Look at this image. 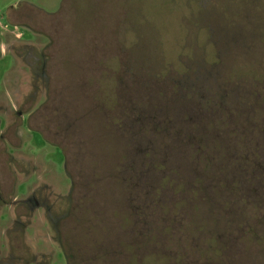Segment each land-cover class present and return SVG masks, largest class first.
<instances>
[{"label": "rangeland", "instance_id": "1", "mask_svg": "<svg viewBox=\"0 0 264 264\" xmlns=\"http://www.w3.org/2000/svg\"><path fill=\"white\" fill-rule=\"evenodd\" d=\"M26 1L51 14L46 20L53 27L44 29L40 22L46 14L33 13L36 20L30 27L35 34L29 45L32 54L48 58V92L34 93L33 88L25 95L47 103L33 114L31 136L27 133L23 142L17 118L5 129L3 111L0 114L1 200L10 204L36 183L18 159L41 156L49 166L42 178L50 182L53 196L66 202L71 198V206L62 222L48 219L36 227L62 231L61 247L70 264H264V170L249 181L256 212L245 210L219 221L205 209L194 210L192 192L174 183L176 159H164L170 145L165 144L153 162L149 158L156 172L153 179L148 175V184L130 189L122 178L132 155L138 165L140 157H151L148 152L138 155L149 141L158 146L178 133L176 123L187 119L191 98L207 97L204 103L211 107L224 100L221 91L228 87L229 106H259L262 101L264 107V0ZM16 2L0 0L2 44L11 38L4 30L3 13ZM19 50L17 57L8 53L0 58L1 100L19 99L22 92L15 89L35 81L29 64L33 72L36 64L30 58L21 60L24 52ZM184 79L188 83L177 95L176 83ZM175 99L180 104L171 124L161 125L159 106L169 107ZM29 109L27 103L17 110ZM261 111L264 114V108ZM220 115L212 121L216 129L205 128L199 136L217 144L216 130L221 129L214 166L223 168V178L236 183L242 198L245 177L264 164V156L251 141L254 132L248 122L242 130L216 124ZM38 128L53 130L46 134L48 143L32 133ZM182 134L186 138L189 132ZM259 137L264 143V134ZM58 147L65 151L68 174ZM214 166L207 163L204 171L211 173ZM183 171L189 174V167ZM48 192L42 188L40 195ZM11 212L26 214L23 207L12 206ZM6 224L4 216L0 226ZM8 237L12 255L27 258L22 227L13 228Z\"/></svg>", "mask_w": 264, "mask_h": 264}, {"label": "trees", "instance_id": "2", "mask_svg": "<svg viewBox=\"0 0 264 264\" xmlns=\"http://www.w3.org/2000/svg\"><path fill=\"white\" fill-rule=\"evenodd\" d=\"M187 83L188 81L185 79L177 81L175 93L177 95L181 93L183 89L182 86ZM221 92L224 100L219 101L211 107L208 105L206 106L204 103V100H206L207 97H204L203 99L200 95L199 98H197L198 101L194 97L191 98L193 100L192 110L188 112L187 119L176 123V132L178 133L175 136H169L167 138L168 140L159 142L158 146H156L155 141L152 143L149 141L147 147L138 151V155L142 154V152H148V156L151 157H146L145 159L140 157L142 162L139 165L134 162L136 158L134 155L127 160L124 165V176L122 178L124 179L123 181L129 184L130 189H139L141 185L148 184L149 182H147L146 179L149 174H151L149 176L152 177V179L154 178L152 174L156 171H151L153 165L150 163L151 161L148 162L149 158H152L153 162V158L157 157L156 153L160 152L166 144L167 146L170 145V153L167 156H164L165 162L167 163V160L170 157L169 155L176 159L174 168L172 169V171L176 173L175 175L177 178L174 183L179 182L181 186L184 188L187 187L189 191L192 192L193 200H191L197 201L195 202L196 204L193 205L194 210L199 211V209H205L208 212L207 215H211L212 219L215 221H219L221 218L226 220L227 216L229 218H234L235 216H239L245 210H248L251 213L256 212L257 206L253 202L256 198L253 194L255 189L250 185L249 181L252 175L257 173V170H264V164H258L256 170L253 169V172L249 171V174H247L248 176L245 177V187L241 186L243 191V197L241 198L236 189V183L228 184L226 181H229V177L223 178V168L219 169V167H217L220 166L219 164L214 166L216 148L219 147V138L223 136L221 129L216 130L218 140L214 143L217 144L210 145L208 141H203L199 135L202 134L205 128L216 129L215 123L212 121H215L214 119L217 118L219 114L221 115L216 124H221L222 122L229 123L230 125L233 124L235 128L239 127V129L242 130V128H244V123L248 122L250 124V129L254 132V139L251 141L255 142V149L264 156V143L259 137V134H264V114L261 111L264 107H260L263 106L262 101L258 102L259 106H254V104L251 105L250 103L246 104L244 107L229 106L226 104V101L232 96L229 88L224 87ZM256 96L258 95L256 94ZM244 100H246L245 97ZM253 101L256 104L255 98ZM179 104V100L177 101L175 99L173 104L169 107L163 108L162 106H159L158 111L160 115H162L161 119L163 120H161V125L171 124L174 111L179 109ZM185 127H188V130H186ZM141 130L144 131V127H142ZM184 132H189V135L186 136V138H184L182 134ZM145 135L147 134L145 133ZM172 145H174V147ZM238 145L240 146L239 143ZM236 156H239V151H237ZM207 163L210 166L213 165L215 168L211 173L204 171ZM185 166L189 167V174H186V171H183ZM236 171L237 170L233 171V174L231 175H236L234 174ZM132 192L134 195L135 190ZM214 233L216 237H222V232L218 233L215 231ZM226 249L227 248L224 247V252Z\"/></svg>", "mask_w": 264, "mask_h": 264}, {"label": "flooded vegetation", "instance_id": "3", "mask_svg": "<svg viewBox=\"0 0 264 264\" xmlns=\"http://www.w3.org/2000/svg\"><path fill=\"white\" fill-rule=\"evenodd\" d=\"M33 13L37 14V16L39 13L46 14L45 17L41 18V27L47 29L49 26H52L46 20V18L51 16V14L47 13L42 7H39L34 3H30L26 0H18V2L11 5L3 13V20L5 23L4 30L5 33H9V35H11V38L10 41L6 44L0 43V58L1 56H4L8 53L14 57H17L15 51L19 50V48H15V46H19L21 48V50L19 51L24 52V56L20 59L25 61L26 59L30 58L31 61L37 66L34 68L35 71L33 72V66L29 64L32 76H35V81H33L31 84L26 85L25 87L21 86L17 90L15 89V93L22 92V96L20 94V96L18 97L19 99L1 100L0 98V114L3 111L2 113H4L5 129L9 124L12 123L15 118H17L16 120L19 121L17 134L22 137V142L27 140V133H29V123L31 118H33V114L37 110H39L40 107H43L47 103V100L43 102L39 100H27L28 97H26L25 95L30 90L32 92L33 88V91L37 90L34 93L45 92L44 94H47L48 92V80H46L47 77L45 76V66L48 58L43 55L39 57L38 54H32L31 47L29 46L32 45L30 40L31 36L32 34H35L30 27L33 20H36ZM10 19H13L15 21L14 24L9 23ZM9 28L15 30V33L8 32ZM44 38H46V36ZM46 98L47 97L45 96V99ZM27 103H30L29 110L23 112L17 110ZM51 109L56 110L55 107ZM57 109H59V107H57ZM55 119L56 118L54 117L53 120ZM64 123L65 121H63L62 126H64ZM72 124L75 123L72 122ZM51 131L53 132V130ZM51 131L48 129L43 130L41 128H38L32 133L38 134L46 141V143H48L46 134H52ZM29 135L31 136V133H29ZM58 148L64 156V172L68 174V165L66 161L65 151L63 150V148ZM9 154L13 155L12 152H10ZM14 160L16 159H13L12 161ZM18 161H20V163L22 164L26 176L34 175L37 180L36 183L32 186H27L28 191L25 194L19 196L16 199L14 198L10 204L2 201L0 197V219H3V217L5 216L6 220L8 221V224H6L7 227L5 226L4 228H2L0 226V264H70L69 258L61 247L63 238L62 235L60 236V233L62 231L58 229L48 228H46V230H48L46 231L44 229L37 228L36 225L37 223L44 224L48 219L54 221L55 223H59L60 221L62 222L63 220H65V218L68 216V211L70 210L68 208L71 206V198H69V200L66 202L63 201V199L59 195L53 196L54 193L52 194L51 192L50 182L42 178V175L47 172L49 166L45 164L41 156H38L37 158L23 157L21 159H18ZM50 167L52 168L53 166ZM13 172L17 174L16 169H13ZM51 173H54V171L52 170ZM19 181L20 178L18 179V181H16V183ZM42 188H46L47 190H49L47 195H40V190ZM12 206L23 207L26 210V214L18 217L15 213L11 212ZM20 227H22V231L24 232L26 253L28 255L27 258L23 259L13 256L10 246H8V233L12 232L13 228L19 229ZM33 227L35 228L33 229ZM29 230H33L30 238H28L26 235L29 233ZM35 230L38 231V233H36ZM38 242L40 243L38 244ZM48 245H51L52 247H48ZM7 248H9L10 250L8 251ZM79 262L80 261L77 260L74 261L75 264H79Z\"/></svg>", "mask_w": 264, "mask_h": 264}]
</instances>
